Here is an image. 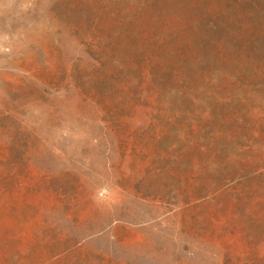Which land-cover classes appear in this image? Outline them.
<instances>
[{"label":"rangeland","instance_id":"rangeland-1","mask_svg":"<svg viewBox=\"0 0 264 264\" xmlns=\"http://www.w3.org/2000/svg\"><path fill=\"white\" fill-rule=\"evenodd\" d=\"M257 1L261 11L252 15L263 18ZM229 6L0 0V264H71L66 252L77 244L91 264L99 255L126 264L215 263L205 252L193 262L192 245L169 235L188 188L187 164L172 162L188 144L190 107L147 84L131 89L130 103L119 88L137 80L127 62L138 61L134 48L149 34L162 39L164 66L187 43L205 51L199 68L234 70L188 28L205 31ZM113 57L125 70L113 68ZM155 232L163 233L150 238Z\"/></svg>","mask_w":264,"mask_h":264},{"label":"trees","instance_id":"trees-1","mask_svg":"<svg viewBox=\"0 0 264 264\" xmlns=\"http://www.w3.org/2000/svg\"><path fill=\"white\" fill-rule=\"evenodd\" d=\"M229 2L228 11L219 10L221 19L209 20L205 31L188 28L206 42L212 57L235 71L199 68L205 51L196 53L187 43L171 50L178 60L164 66L159 63L162 39L149 34L134 48L138 61L127 62L137 80L119 89L131 103L136 99L131 89L143 90L147 84L152 94L179 95L190 107L183 110L189 120L188 144L172 162L187 164L188 188L180 218L176 214L179 229L169 235H181L192 245L188 254L193 262L205 252L214 264H264V15H252L261 11L257 0ZM244 5L252 13L244 12ZM200 7L196 1L194 8ZM108 60L115 70H125L116 58ZM105 74L116 78L113 72ZM210 176L216 178L208 186L204 181ZM66 257L71 264H91L78 244ZM96 258L93 264H126L109 256Z\"/></svg>","mask_w":264,"mask_h":264}]
</instances>
